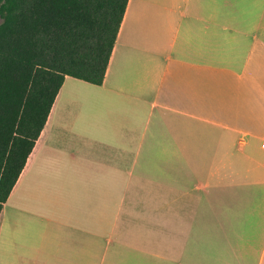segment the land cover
<instances>
[{"label":"crops","instance_id":"obj_1","mask_svg":"<svg viewBox=\"0 0 264 264\" xmlns=\"http://www.w3.org/2000/svg\"><path fill=\"white\" fill-rule=\"evenodd\" d=\"M0 264H264V0H128L3 204Z\"/></svg>","mask_w":264,"mask_h":264},{"label":"trees","instance_id":"obj_2","mask_svg":"<svg viewBox=\"0 0 264 264\" xmlns=\"http://www.w3.org/2000/svg\"><path fill=\"white\" fill-rule=\"evenodd\" d=\"M128 0H0V212L66 77L102 84Z\"/></svg>","mask_w":264,"mask_h":264},{"label":"rangeland","instance_id":"obj_3","mask_svg":"<svg viewBox=\"0 0 264 264\" xmlns=\"http://www.w3.org/2000/svg\"><path fill=\"white\" fill-rule=\"evenodd\" d=\"M0 23H1V19H0Z\"/></svg>","mask_w":264,"mask_h":264}]
</instances>
